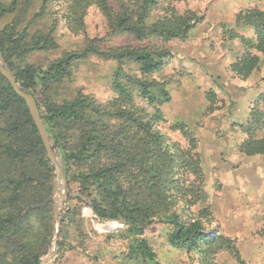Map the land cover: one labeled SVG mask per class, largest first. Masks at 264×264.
<instances>
[{
  "label": "trees",
  "instance_id": "obj_1",
  "mask_svg": "<svg viewBox=\"0 0 264 264\" xmlns=\"http://www.w3.org/2000/svg\"><path fill=\"white\" fill-rule=\"evenodd\" d=\"M190 1L0 0V52L16 82L33 96L66 172L70 196L59 215L61 250L85 252L94 232L80 213L85 204L97 218L127 225L114 236L129 239L127 256L140 264H158L144 237L156 221L168 226L173 247L199 254L198 264H215L218 250L231 251L242 262L233 240L212 229L207 233L210 207L191 210L202 201L205 180L194 130L183 121L168 125L180 132L187 143L183 146L164 128L162 108L170 100L172 80L161 75L172 57L166 43L186 39L202 18L194 9H181L180 4ZM90 12L101 20L99 31L85 36L79 50H60L57 25L69 35H86ZM45 20L49 25L35 27ZM235 23L254 28L253 37L233 28L223 31L227 40L240 42L242 52L229 71L245 80L264 58V10H238ZM117 34H127L134 44H102ZM39 53L56 56L31 61ZM91 55L115 62L108 82L112 96L104 101L67 86L76 63ZM205 98L209 104L203 114L221 108L214 91H205ZM261 102L264 90L245 120L236 123L244 135L237 152L247 157L264 155ZM53 178V165L25 101L0 74V264H39L47 252L55 232ZM261 222L258 233L264 235V214Z\"/></svg>",
  "mask_w": 264,
  "mask_h": 264
},
{
  "label": "rangeland",
  "instance_id": "obj_2",
  "mask_svg": "<svg viewBox=\"0 0 264 264\" xmlns=\"http://www.w3.org/2000/svg\"><path fill=\"white\" fill-rule=\"evenodd\" d=\"M181 9L191 8L202 17L189 36L184 40H171L166 46L172 57L161 75H171L169 84L170 100L163 106L166 119L164 128L167 135L186 146L180 132L168 130V125L183 121L191 127L198 138V150L204 171L202 201L191 207L197 211L202 205L210 207L211 220L207 233L217 231L233 240L242 262H238L231 251L218 250L214 255L215 264H264V235L258 233L264 214V155L247 157L237 152V144L244 135L236 123L245 120L264 90V58L260 66L245 80L233 77L229 64L242 52L238 39L224 38V29L233 28L244 36H254V28L248 25L237 26L235 15L238 10L258 8L264 10V0H194L180 4ZM86 35L72 36L61 26L56 27V41L60 50H79L84 46L85 36H92L101 28V20L95 13H88ZM53 16L49 15V19ZM47 21L35 25L46 27ZM101 35V34H99ZM104 46L134 44L127 34H117L105 39ZM56 54H35L31 61H43L44 57ZM71 89L81 88L104 101L112 96L108 88L115 62L99 55H91L76 63ZM212 90L218 99L220 109L203 114L209 102L205 91ZM264 107V103H259ZM56 154L61 155L55 150ZM70 189L61 205L59 215L69 203ZM53 200V199H52ZM89 233L85 252L79 249L61 250L56 243L54 257L47 264H140L127 256L129 239L116 237L122 234L127 225L119 220L97 218L88 205L80 208ZM57 227V228H56ZM60 229L59 216L55 222L52 241L40 262L52 249V242ZM168 226L156 221L144 233L158 264H198L199 254L186 247H173L167 239ZM111 236V237H110ZM64 252L63 254L61 252ZM60 257L59 260L58 257Z\"/></svg>",
  "mask_w": 264,
  "mask_h": 264
},
{
  "label": "water",
  "instance_id": "obj_3",
  "mask_svg": "<svg viewBox=\"0 0 264 264\" xmlns=\"http://www.w3.org/2000/svg\"><path fill=\"white\" fill-rule=\"evenodd\" d=\"M0 74L9 82L13 90L19 95L24 101L29 110L30 116L37 128L38 135L41 138L44 149L46 151L47 158L51 162L54 168V178L52 182V199H53V218L55 222L58 221V216L60 212L61 205L66 199L67 193V178L65 168L62 162V158L56 154L55 150L52 148V142L47 135L44 124L41 120L40 113L38 111L36 102L33 96L25 91L15 80L12 72L5 63L2 54L0 52ZM57 228V227H56ZM57 231L52 242L51 251L46 254L45 260H50L54 257L56 252V243H57ZM42 262V261H41ZM41 262L39 264H41Z\"/></svg>",
  "mask_w": 264,
  "mask_h": 264
},
{
  "label": "bare ground",
  "instance_id": "obj_4",
  "mask_svg": "<svg viewBox=\"0 0 264 264\" xmlns=\"http://www.w3.org/2000/svg\"><path fill=\"white\" fill-rule=\"evenodd\" d=\"M46 258H44L41 262V264H47L48 263V260H45Z\"/></svg>",
  "mask_w": 264,
  "mask_h": 264
}]
</instances>
